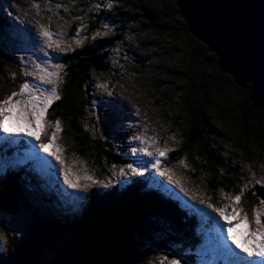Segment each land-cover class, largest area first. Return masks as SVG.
<instances>
[{
  "label": "trees",
  "instance_id": "obj_1",
  "mask_svg": "<svg viewBox=\"0 0 264 264\" xmlns=\"http://www.w3.org/2000/svg\"><path fill=\"white\" fill-rule=\"evenodd\" d=\"M114 3L111 7L105 3L107 10L100 13L96 8V19L91 18L93 22H90L91 33L96 34L94 40L83 41L74 51L62 56L66 82L56 100L52 121L58 119L78 154L91 160L94 156L90 154L88 128L97 120L98 112H113L111 106H101L104 101L97 92L94 76L102 74L117 81L119 75V80L122 79L120 75L124 71L112 67L110 51L116 50L120 41L127 43L124 32L133 31L138 36L149 27L153 41L171 32L182 42L180 47L172 43L173 52L185 53L179 62L174 60L180 65L176 74L180 85L174 98L164 94L159 99L162 91H156L155 94L152 92L156 96L153 100L158 107L165 98L169 99L170 105H176V109L171 106L176 110V116L169 114L166 118L173 122V129L181 136L179 151L190 161L188 167L194 177L199 179L202 175L212 192H229L247 185L244 173L248 167L264 171V99L253 102L251 87L236 85L234 77L220 70L219 58L190 32L175 0H115ZM84 6L92 11L90 3H83L82 8ZM11 11L6 0H0V77L3 78H9L12 69L21 65L13 53L18 52L16 46H23L19 39L22 34L18 24L9 19ZM102 16L108 17L107 21L113 22L114 26L105 38L97 35L103 30ZM95 60H101L106 70H97ZM167 93L175 94L173 91ZM116 104L119 111H127L122 101L117 100ZM127 124L121 122L122 126H118L124 129L115 128L116 148L96 145L105 158L113 157L107 159L108 163L126 167L134 164L133 158L122 152L137 147L136 140L133 141L135 129L139 127L134 129ZM96 165L101 166L100 162ZM101 171L108 175L105 170ZM16 177L17 183L28 185L31 182L20 175ZM5 183L0 179V189ZM138 186L131 183L124 189L115 186L106 194L97 193L79 215L33 212L32 223L16 241L12 238L8 218L0 215V232L6 234L8 240H14L4 248L0 264H142L156 250L170 249L168 242L184 244L183 231H178L182 223L187 228L188 218L178 217L180 206L165 194L156 190L146 193L145 185L140 189ZM250 191L252 193L253 189ZM254 191L258 194L256 187ZM144 220L151 223L160 220L164 228L153 223L161 232L160 240L140 236L144 232L140 223ZM174 227L178 231H172ZM48 251L53 252V259L47 258L52 256L47 254Z\"/></svg>",
  "mask_w": 264,
  "mask_h": 264
},
{
  "label": "rangeland",
  "instance_id": "obj_2",
  "mask_svg": "<svg viewBox=\"0 0 264 264\" xmlns=\"http://www.w3.org/2000/svg\"><path fill=\"white\" fill-rule=\"evenodd\" d=\"M85 1L6 0L12 10L9 19L14 20L18 24V31L22 34L19 39L23 46H16L18 52L17 54L13 53L21 65H16L12 69L9 78L0 77V101L5 100L14 91L19 92L20 86L25 81L39 84V77L44 75L41 69L56 74L50 78L46 77L41 90L55 87L57 95H61L63 85L66 82L62 56L74 51L77 45L83 41L94 40L96 34L95 32L91 33L90 22L96 19L95 13H98V11L100 13L103 9L107 10V6L115 2V0H105L103 5L101 4L103 0ZM83 3H90L92 11H89L90 9L86 6L82 8ZM105 3L108 5L106 6ZM33 4L39 5V14H37ZM58 5L59 7H57ZM49 9L52 11H49ZM83 11H85L84 14H82ZM106 16L108 15L106 14ZM102 17L104 18V22L101 24V29L103 30L98 33L105 38L109 32L108 30L114 28V26L113 22L107 21L108 17ZM146 24L148 26V20ZM39 25L48 26L54 33L63 34L52 37L53 41L60 40L59 46L54 42H45L46 38L41 37L38 33ZM116 25L121 27L120 23H116ZM148 28L143 29L144 31L138 36L133 31H129L128 34L124 32L123 37H127L124 39L127 43L120 41L118 48L110 51L112 52V55H110L112 67L114 65L115 69L124 71V74L120 75L122 77L121 80L118 78L119 75L116 76L117 81L114 80L115 78L106 77V75L103 76L102 74L94 76L97 92L103 98L102 101H104L101 106L107 104L111 106L113 112H98L97 120L88 128L90 154L94 156L91 160L78 154L70 140V136L64 132V126L61 122L62 131L56 132L54 144L62 149L59 155L60 161H63V163L57 161L55 157L40 156L39 147L37 149L34 148L38 145V142H47L55 131L52 125L56 120L52 121L53 115L51 118V114L56 108L57 99L53 100L52 105L46 112L44 120L45 131L41 135V140L33 143L34 147L29 145L32 148H27V150L22 148L23 144L34 141L30 137L0 132V179L6 180L8 176L7 169L10 167L27 168L30 175L36 173L42 175L43 178V185L37 190H28L22 185L26 186V182L22 184L16 182L19 184L17 186L23 189V195L25 196L26 193L28 198L25 197L26 201L21 200L19 202L18 215H11L3 209H0V215L8 218L7 222L11 224L12 238H15L16 241L19 235L23 234L27 230L28 225L32 223L33 212L47 215L59 213L79 215L84 208L83 206H85V202L93 200L96 189L99 188L101 190L103 186H107L108 190L115 186L118 187L120 183H123L120 186H124L125 182L132 179L136 180L134 178L136 175L145 176L146 179L152 177L150 179L153 183L156 181L161 183L163 187L174 188L171 190L173 194L169 191L167 193L173 195L174 199L180 204L181 214H178V217L184 215V218H188V220L186 221L187 228L184 227L181 218L180 232L175 227V230L172 228V231L181 233L182 230L181 235L186 241L184 244L175 241L174 244L168 242L170 249L156 250L153 256L147 258L142 264H145V262L146 264H172L173 261H179L180 264H196L194 256L200 258L197 259V264H211V256L213 255L218 256V264H234L233 262L237 261V257L232 252L221 253L223 256L221 257L219 254L221 249L219 247L211 250L212 253L206 247L209 244V232H215L213 229L219 230L217 223H224L223 220L219 219V214L213 212V209L209 208L208 205L211 204L214 208L228 205V210L236 209L239 217L247 215L249 228L264 231V203H262L264 200L261 198H264V192L258 195L254 191V187H258V185L264 188V171L248 167L246 169L248 173H244L245 182L248 186L236 187L229 192L218 190L212 192L206 186L205 181L201 177L202 175L199 176V179L192 175L193 172L188 167L190 161L179 151L182 143L181 136L173 129V122L166 118V115L169 114L173 117L176 116V110H173V108L176 109V105H170L169 99L165 98L162 103H159L158 107V104L154 102L155 99L153 100L156 97L154 96L156 91H162L159 94V99L164 94H168L172 98L177 95L175 92L180 83L176 78V74H178L177 70L180 65L179 63H174V60L179 62L185 53L183 54V51L173 52L172 43L175 42L180 47L182 42L171 32L166 33L170 35H162L153 41V36L149 34L148 30L150 31V29ZM77 30H79L78 35ZM25 71L31 73V75H24ZM49 79H51V83L48 82ZM73 83H70L71 86ZM170 91L175 94L167 93ZM44 94L47 95V92ZM117 100L123 102L127 109L126 112L119 111L116 104ZM79 101L83 103L82 99ZM171 119L173 120V118ZM121 122L128 123L127 126H134V129L139 127L135 129L137 133L133 141L135 142L136 140L135 144H137V147H131L127 151L122 152L123 155H130L133 158V166L139 168V172L136 174H133L126 166H117L114 162L108 163L107 159H112L113 157L105 158L104 152H100L96 148L98 144L100 145L99 147L113 145L116 148L117 136L115 128L124 129V127L118 126L121 125ZM4 137L21 140V142L18 143L17 147H6ZM137 137H144L149 142L142 144L139 139H136ZM153 139L155 141L154 144L150 142ZM5 141L11 145L16 143L8 138ZM141 148H147L154 153H158V150H170L165 157H158L160 160L159 171L153 168L151 163H143L146 161L154 162L157 157L145 155L144 152L139 151ZM52 150L54 151L55 147ZM31 154L35 155L36 161L29 158L28 155ZM5 156L7 157L6 162L3 160ZM181 161L184 163H181ZM30 162L33 163L27 166ZM96 162H100L101 166H97ZM68 168L76 176L83 177L87 174L92 179L88 181L82 179L79 188H69L64 183V173ZM262 168L264 169V165ZM122 169L123 172L121 171ZM101 170H105L108 175ZM160 172H165L166 174L162 176ZM102 174L104 177H102ZM169 177H171V180H169ZM85 183L90 185L86 191L83 187ZM250 189H253L252 193ZM237 195L241 197L239 202L234 199ZM254 213L260 214L261 225H257L254 222ZM153 223H159L157 225L164 228L160 220H154L152 223L149 220H144L140 223V227L144 230L140 236L146 235L149 227H155ZM164 223L166 224V222ZM160 234V231H153L150 236L156 239ZM193 234L195 236L201 234L200 239L193 240ZM5 235L0 232V253L3 248L11 244L12 241L14 242L12 239L8 240ZM227 241L229 240L227 239ZM136 248L137 246H135ZM227 248L234 249L235 247H232L230 242V247ZM236 251L239 252L238 249ZM48 253L52 256L47 258L53 259V252L48 251ZM241 255L246 256L245 253H241ZM259 259L247 257L249 261H259Z\"/></svg>",
  "mask_w": 264,
  "mask_h": 264
},
{
  "label": "water",
  "instance_id": "obj_3",
  "mask_svg": "<svg viewBox=\"0 0 264 264\" xmlns=\"http://www.w3.org/2000/svg\"><path fill=\"white\" fill-rule=\"evenodd\" d=\"M175 1L190 32L219 58L220 70L234 77L236 85L251 87L253 102L264 99L263 0ZM94 66L106 70L101 60H95ZM256 190L258 195L264 192V188ZM20 200L18 187L6 186L0 193V209L18 215Z\"/></svg>",
  "mask_w": 264,
  "mask_h": 264
},
{
  "label": "snow or ice",
  "instance_id": "obj_4",
  "mask_svg": "<svg viewBox=\"0 0 264 264\" xmlns=\"http://www.w3.org/2000/svg\"><path fill=\"white\" fill-rule=\"evenodd\" d=\"M33 7L36 8L37 14H39V5L33 4ZM57 7H59V5ZM108 7H111V4H109ZM49 11L52 10L49 9ZM38 33L41 37L46 38V43L54 42L57 44V46H59L60 40L57 39L53 41L52 37L63 35L54 33L48 26L45 25L38 26ZM78 34L79 30H77V35ZM97 35H99V33H97ZM41 71L44 72V75L39 77V84L25 81L20 86L19 92L14 91L5 100L0 101V132L9 133L15 136L23 135L25 137L32 138L34 141L41 140V135L45 131L44 120L46 117V112L52 105L53 100L59 99L55 87H52L51 89H44L43 91L41 90L46 77L50 78L56 74L49 73L45 69H41ZM24 75H31V73L25 71ZM48 82L51 83V79H49ZM45 92H47V95L44 94ZM52 127L55 129V131L49 137L48 141L39 143L38 147L40 151H43L47 153L48 156L55 157L57 161H60L59 153L62 152V149L56 147L54 144L56 132L62 131L60 127V121L56 120ZM136 139H139L142 144L149 142L144 137H137ZM150 142L153 144L155 143L154 139ZM54 147L55 150L53 151L52 149ZM139 151L144 152V154L149 157H157L155 158L154 162L146 161L143 163H151V166L159 171L158 165L160 160L158 157H165L167 152L170 150H158V153H154L153 151H149L147 148H141ZM60 162L63 163V161ZM181 163L184 162L181 161ZM127 168L130 169L133 174L139 172V168L134 167L133 164H128ZM121 171L123 172V169ZM165 174V172H160V175L162 176ZM82 179L84 181H88L91 180L92 177L87 174L83 177L76 176L71 172L70 168L65 170L64 183L67 184L69 188H79L80 181ZM169 180H171V177H169ZM257 182L259 183V181ZM83 187L86 191L90 185L85 183ZM234 199L236 202H239L241 197L237 195L234 197ZM201 203H203V201H201ZM262 203H264V201H262ZM208 207L212 208L213 212L218 213L219 219L224 221L223 224L217 223V228L222 235L226 233L227 239L230 240L231 244L235 246L234 249L229 248V251L237 257L238 264H264V231H260L258 229L253 230L249 228L247 224V215L245 214L243 217H239L236 209H232L231 211L228 210V205L214 208L213 205L209 204ZM253 220L257 225H261L262 220L259 213H254ZM236 249H238L239 252H237ZM241 253H245L246 256L241 255ZM247 257L260 259L259 261H249L247 260ZM172 264H180V262L173 261Z\"/></svg>",
  "mask_w": 264,
  "mask_h": 264
},
{
  "label": "clouds",
  "instance_id": "obj_5",
  "mask_svg": "<svg viewBox=\"0 0 264 264\" xmlns=\"http://www.w3.org/2000/svg\"><path fill=\"white\" fill-rule=\"evenodd\" d=\"M23 138V137H22ZM15 145H13V147H10V145H8V146H6V147H10V148H14V147H17V145H18V143L19 142H21V140H15ZM29 145H32L30 142L28 143V144H23L22 145V148H24L25 150H27V148H32V147H30ZM38 145H39V142H38ZM2 148H4V147H2ZM1 152V151H0ZM29 156V155H28ZM5 162L7 161V157L5 156L4 157V159H3ZM31 160H33V161H36V158H34V159H31ZM134 162V161H133ZM33 162H30V163H28L27 164V166L29 165V164H32ZM7 174H8V176H10V177H8L7 176V178H6V180H3V181H6V183H5V186L1 189V191L2 190H4L5 189V187L6 186H9V185H14L15 187H18V186H16L15 184H14V182L15 181H17V180H19V179H17V177L16 176H18V175H20L21 177H23L24 179H26V180H30L31 182H30V184H28L27 186H26V188H28V190L29 189H38V188H40L42 185H43V178H42V175H38V174H33V175H30V173H29V170L27 169V168H16V167H10V168H8L7 169ZM21 174H23V175H21ZM140 176V175H139ZM10 178H12V180H10ZM17 179V180H16ZM141 181L142 180H144V179H146V177L145 176H142L141 178ZM147 180H150L151 182H152V180L151 179H147ZM140 181V182H141ZM152 187V186H151ZM154 187L156 188V191L157 192H163L164 191V188L165 187H163L161 184H154ZM104 188H106V187H103L102 189H104ZM18 189L20 190V192H21V194H22V200H25L26 201V198H28V195L25 193V196L23 195V189H21L20 187H18ZM96 190H100L99 188L98 189H96ZM167 191H166V194H168L167 192L169 191L170 192V188H168V189H166ZM0 191V192H1ZM164 194H165V192H163ZM165 194V195H166ZM26 197V198H25ZM21 201V200H20ZM179 204V203H178ZM82 212V211H81ZM61 214H64V213H61ZM158 229L159 228H157V227H149V235H151L152 234V232L153 231H158ZM146 236V235H145ZM143 237V239H151V240H154V241H158V240H160V238H156V239H153L152 237H148V236H146V237ZM170 243V242H169ZM3 251H4V248L2 249V251H1V253H0V255L3 253Z\"/></svg>",
  "mask_w": 264,
  "mask_h": 264
},
{
  "label": "bare ground",
  "instance_id": "obj_6",
  "mask_svg": "<svg viewBox=\"0 0 264 264\" xmlns=\"http://www.w3.org/2000/svg\"><path fill=\"white\" fill-rule=\"evenodd\" d=\"M14 184L17 186V185H19V184H17L16 182H14ZM184 243V242H183ZM165 245V244H164ZM222 263V262H221ZM223 264V263H222Z\"/></svg>",
  "mask_w": 264,
  "mask_h": 264
},
{
  "label": "flooded vegetation",
  "instance_id": "obj_7",
  "mask_svg": "<svg viewBox=\"0 0 264 264\" xmlns=\"http://www.w3.org/2000/svg\"><path fill=\"white\" fill-rule=\"evenodd\" d=\"M141 19V18H140Z\"/></svg>",
  "mask_w": 264,
  "mask_h": 264
}]
</instances>
